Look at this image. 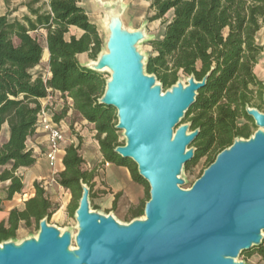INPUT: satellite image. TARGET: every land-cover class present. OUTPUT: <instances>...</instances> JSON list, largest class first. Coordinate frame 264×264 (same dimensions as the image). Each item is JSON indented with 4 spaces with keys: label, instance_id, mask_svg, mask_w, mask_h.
I'll use <instances>...</instances> for the list:
<instances>
[{
    "label": "water",
    "instance_id": "1",
    "mask_svg": "<svg viewBox=\"0 0 264 264\" xmlns=\"http://www.w3.org/2000/svg\"><path fill=\"white\" fill-rule=\"evenodd\" d=\"M98 7L106 51L82 67L111 73L99 103L116 111L125 137L115 153L134 163L149 186L144 215L121 224L92 211L91 189L83 184L76 235L45 217L37 237L0 244V264H245L238 258L264 243V113L247 107L257 131L236 139L183 189L180 175L195 159L200 130L182 121L213 70L164 90L137 49L151 41L146 24L133 30L120 2Z\"/></svg>",
    "mask_w": 264,
    "mask_h": 264
},
{
    "label": "trees",
    "instance_id": "2",
    "mask_svg": "<svg viewBox=\"0 0 264 264\" xmlns=\"http://www.w3.org/2000/svg\"><path fill=\"white\" fill-rule=\"evenodd\" d=\"M145 1L151 3L154 12L148 21H162L163 26V34L148 42L152 53L147 60V73L155 75L167 90L190 76L201 81L213 70L207 86L199 92L186 116L191 130L199 129L200 134L192 145L197 149L195 159L185 169L189 170L202 157L211 154L209 167L236 139H248L253 134L252 128L256 126L246 108L263 109L264 82L257 78L255 67L264 52V46L257 41L264 28V0ZM80 2L50 0L53 16L45 23L52 74L48 80L32 73L43 58L38 38L30 35L31 30L0 16V135L4 125H8L10 134L9 140L0 147V167L4 168L0 182L9 183L4 196H0V211L4 200L10 201L23 192L24 177L18 175V170L30 168L37 161L26 143L39 124L40 100L54 92L70 98L74 112L95 125L104 160L128 167L133 179L148 187L136 165L115 153L124 144L118 142L116 111L99 103L105 80L99 73L82 67L78 60V55L84 53L96 60L103 49L98 28L91 23ZM71 27L82 30L84 35L67 40ZM68 110L65 107L60 116H54V121L58 123L66 117ZM84 164L80 145L65 149L64 171L58 181L73 196L76 208L71 210L72 215L82 197L83 184L91 189V198L93 195L96 172L86 170ZM35 190L36 195L25 203L23 211L12 210L7 225L0 224V244L16 239L21 227L30 229L35 225L39 230L40 221L56 211L42 185L36 183ZM144 208L145 204L131 208L127 221L142 217ZM254 253L264 264V243L243 255L249 257Z\"/></svg>",
    "mask_w": 264,
    "mask_h": 264
},
{
    "label": "crops",
    "instance_id": "3",
    "mask_svg": "<svg viewBox=\"0 0 264 264\" xmlns=\"http://www.w3.org/2000/svg\"><path fill=\"white\" fill-rule=\"evenodd\" d=\"M118 2L126 8V21L127 19L129 20L132 8H135L134 12L137 11V8L141 12L139 16L136 13L137 16L135 18L141 20L140 18L144 16L143 21L138 22L139 24L137 26L131 27L128 24L133 30L140 29L144 24L149 29L150 26L147 23V17L149 9H151V3L145 0H81L79 5L85 10L91 23L96 25L95 19L98 14L101 15L100 21L103 19V14L98 7L99 4ZM0 16H6L11 24H18L31 30L30 35L38 38L43 47V58L40 65L32 70V73L35 76L43 75L46 80L50 79L52 74L49 68L50 53L47 47L48 29L45 25L47 19L53 16L50 0H0ZM161 22L155 21L153 23H155V27H160ZM83 35L84 32L82 30L71 27L66 39L70 40L72 36L79 39ZM78 60L81 65H86L91 61L88 53L78 55ZM58 95V92L50 93L48 97L40 100L42 108L48 112V119L54 123V116H60L64 108L69 107L66 117L58 122V124H61L65 128L66 132L65 141L62 144L56 166L58 173L60 174L64 171L63 159L65 149L71 145H80V154L85 161V169L88 171L95 170L96 172V177L93 181L94 189L92 192V200L96 202L97 208H100L103 204H107L109 207H116L121 199L129 209H137L146 204L149 200L148 187L136 182L128 167L108 163L104 160L99 147L98 151L96 150V131L94 130V134H90L86 128H83L84 125L88 124L87 121L82 122L83 126L77 122H71V117L74 114V110L72 109L73 102L70 98H58ZM9 136V127L8 125H4L0 135V147L9 140ZM26 146L28 150L33 151L37 157V161L30 168H21L18 170V175L24 177L23 192L16 194L10 201L4 200L2 202L0 224L4 222L7 225L12 210L17 209L23 211L25 209V203L36 195V183L43 185L50 183L52 179L53 169L49 166L46 157L49 151L48 135L43 123L39 122L35 134L27 140ZM59 174L56 177L57 182L51 183L45 189V194L49 197L48 199L53 205L54 202L57 205L53 217L58 220H63L66 217L65 214H67L65 213L67 207L71 212L72 209L76 208V204L72 202L73 196L71 192L59 184ZM5 184L7 186L9 185V183ZM0 196H4V192H0Z\"/></svg>",
    "mask_w": 264,
    "mask_h": 264
},
{
    "label": "rangeland",
    "instance_id": "4",
    "mask_svg": "<svg viewBox=\"0 0 264 264\" xmlns=\"http://www.w3.org/2000/svg\"><path fill=\"white\" fill-rule=\"evenodd\" d=\"M134 10H135V8L134 9L132 8V13L129 16V20L127 19V23L131 27L137 26L139 24L138 22L143 21V19H144V16H142V18H140L141 20H138L137 18H135V16H137L136 13H138V16H139L141 14V12L139 11L138 8H137L136 12H134ZM152 14H153V11L151 9H149L148 17H147V23L150 26L149 29H147V36H148L149 40L157 39L162 34V30H163L162 25L160 27H155V23L148 21V19L152 16ZM168 18H171V14L168 15ZM100 20H101V15L98 14L96 19H95L96 26L98 28L100 38L103 41V51H106V45H105L106 32H105V29L102 27ZM257 37H258V40H257L258 43H260L262 46H264V28L260 31V33L258 34ZM137 49L141 53V55L144 57L145 62H146L147 58L149 57V54L152 53V47L148 44V40H144V41L140 42L137 46ZM99 74L101 75L102 79L105 80L106 83L111 79V73L109 71H103ZM255 74L260 81L264 82V52L261 55V58H260L258 65L255 67ZM183 80H184L183 82H186V79H183ZM58 98H65V97H63L62 95H58ZM253 101L255 103H260L259 99H254ZM261 103H262V101H261ZM261 112L264 113V105H263V109ZM116 117H117V113H116ZM84 121H86V120H84L76 112H74V114L71 117V122H73V123L77 122L80 125H82V122H84ZM117 122H118V120H117ZM188 123L189 122L187 121V118H185L182 121V124H188ZM83 128H86L87 131L90 132V134H94V132H93L95 130L94 124H91L88 122V124L84 125ZM257 129H258L257 127L252 128L253 134L257 131ZM118 135H119L118 142L120 144H124L125 143V137H124L123 132L119 131ZM96 136H97V132L95 133V139H96ZM95 145H96V150L98 151V147L100 149L99 142L97 141L95 143ZM101 155H102V153H101ZM210 157H211V154H207L206 156H204L200 160H198L194 165H192L189 170L183 169L182 174L180 175V179H182L184 181V185L181 186L183 189H186V190L190 189L193 186V184L200 178V176H202L203 172L208 168V162H209ZM84 168H85V166H84ZM3 170H4V168L0 167V172H2ZM101 184H103V182H101ZM6 187H7V185L5 183L1 184V182H0V192H4ZM148 190H150V189H148ZM46 197L49 198L48 196H46ZM55 204L56 203L54 202V205ZM55 206L57 207V205H55ZM91 209H92V211H99L103 214H113L115 216V218L117 219V221H119L121 224H127L128 223L127 219L131 217L130 212H129L130 209L127 205L124 204L122 199L120 200V203L116 205V207H109L107 204H103L100 206V208H97L96 202L93 201L91 198ZM65 213H67V214H65L66 217L63 220H58V219L54 218L52 215L49 218V224L56 226L57 228L61 229L62 232L71 231L73 233V235H76V233H77V222L75 219V215L71 214L68 207H67ZM37 235H38L37 226L33 225L32 228H30V229H27L25 227H21L17 232V238H16L15 242L20 243L26 239L37 237ZM238 261L244 262L245 264H262L261 257L256 253L252 254L249 257L242 254L238 258Z\"/></svg>",
    "mask_w": 264,
    "mask_h": 264
},
{
    "label": "built area",
    "instance_id": "5",
    "mask_svg": "<svg viewBox=\"0 0 264 264\" xmlns=\"http://www.w3.org/2000/svg\"><path fill=\"white\" fill-rule=\"evenodd\" d=\"M59 95H62L59 93ZM51 98V97H49ZM48 112L47 110L42 108L41 113L39 114V122L43 123L45 125V130L48 135V142H49V151L46 155L47 160L49 162V166L53 169V176L52 179L50 180V183H45L42 185V187L47 189L51 183H56L57 182V176H58V171H57V162H58V157L59 154L61 153V147L62 144L65 141V128L58 123H54L53 121L48 119Z\"/></svg>",
    "mask_w": 264,
    "mask_h": 264
}]
</instances>
